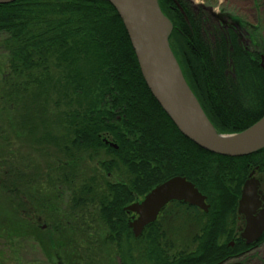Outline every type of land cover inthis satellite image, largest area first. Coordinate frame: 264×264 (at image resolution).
Here are the masks:
<instances>
[{
  "label": "trees",
  "instance_id": "obj_1",
  "mask_svg": "<svg viewBox=\"0 0 264 264\" xmlns=\"http://www.w3.org/2000/svg\"><path fill=\"white\" fill-rule=\"evenodd\" d=\"M157 1L173 26L170 49L216 132L239 134L259 121L261 28L235 17L239 30L225 28L186 0ZM15 141L46 153L42 168L17 153ZM252 172L264 184V149L221 157L178 132L147 89L106 0L0 5V249L37 240L53 264H93L79 240L86 235L94 245L89 233L97 224L103 264H221L247 250L225 244ZM173 177L192 183L208 212L169 203L134 238L133 214L124 208ZM39 217L51 230L35 224Z\"/></svg>",
  "mask_w": 264,
  "mask_h": 264
},
{
  "label": "water",
  "instance_id": "obj_2",
  "mask_svg": "<svg viewBox=\"0 0 264 264\" xmlns=\"http://www.w3.org/2000/svg\"><path fill=\"white\" fill-rule=\"evenodd\" d=\"M14 1L0 0V5ZM106 1L125 28L147 89L184 138L208 153L228 158L247 157L264 149V116L239 134L220 135L216 132L188 87L170 49L173 26L162 14L157 0ZM109 146L116 149L113 144ZM253 175L254 172L242 187L237 208V213L245 219L241 237L246 245L254 244L264 233V209H261L264 197L259 196L260 182ZM205 201L206 198L192 183L182 177H173L124 211L136 216L132 217L128 227L133 237L138 238L147 226L156 221L167 204L179 202L207 213L209 207Z\"/></svg>",
  "mask_w": 264,
  "mask_h": 264
},
{
  "label": "rangeland",
  "instance_id": "obj_3",
  "mask_svg": "<svg viewBox=\"0 0 264 264\" xmlns=\"http://www.w3.org/2000/svg\"><path fill=\"white\" fill-rule=\"evenodd\" d=\"M186 1L190 3L192 8L196 12L199 11V8H202L203 11H205L208 16H210V14H215V15L224 14V15H229L231 17H235L237 20L240 19L241 21H244L247 24L259 26L264 36V0H186ZM15 149L17 153L25 157L28 156L27 158H29L31 164L35 165V167L39 166L42 168L43 166L42 155L46 153L34 152L32 150L30 151L29 148H25L24 146L20 145L19 141H15ZM49 156H51V154ZM35 224H37L39 227L44 229L50 228L51 230L52 227L50 222L45 223L44 220L40 217L36 220ZM175 227L178 226L175 225ZM99 230L100 227L99 225L97 226L96 224L95 233H93V231L92 232L90 231L91 233H89V235L95 238L94 240H96L95 242L96 244L94 243V245L88 246L86 242L88 240L87 239L88 237L85 238L86 235H83L82 240H79L80 244L82 245V248L79 245L80 252H82L83 254L87 253L89 255H92L93 258H95L93 259L95 261V263L93 264H96L98 262H102L99 264H103L106 261V255L102 254L99 247V241L101 240L100 236H98ZM73 240H75V237ZM45 248L46 247L44 246V244L41 245L37 240L36 243L31 242V240L28 241L22 240V242L21 243L19 242L18 245L17 242H15L14 249H9V247L5 248V251L3 249H0V253H1L0 259L3 260L5 259L4 262L0 261V264H53L54 258L51 259L49 257L50 253H48V251ZM63 249L66 254L71 252L72 249L74 250V248L72 247H64ZM83 249H91V250L84 252ZM235 262L236 261H233L231 263H235ZM77 263L83 264V261L76 262V264ZM67 264H70V262H68ZM244 264H264V242H262V244L259 246L258 249H254L244 258Z\"/></svg>",
  "mask_w": 264,
  "mask_h": 264
},
{
  "label": "flooded vegetation",
  "instance_id": "obj_4",
  "mask_svg": "<svg viewBox=\"0 0 264 264\" xmlns=\"http://www.w3.org/2000/svg\"><path fill=\"white\" fill-rule=\"evenodd\" d=\"M210 17L212 19H214V21H216L218 24L223 25L225 28L231 27V28L239 30L238 25L235 26V23H233V22H235V20L229 15H224L222 21H219L217 19L218 17H214L211 14H210ZM253 177L258 179L255 175H253ZM259 182H260V186L258 188V191L260 192L259 196L264 197V184L260 180H259ZM241 191H242V189H241ZM239 199H238V202H239ZM238 202H237V208H238ZM261 209H264V201L261 202ZM244 228H245L244 217L242 215H239L238 213H236L235 231H234L231 239L228 242H226L225 245L231 249L237 248V249H247V250L246 251L240 250L238 256L230 258L221 264H224V263L225 264H232L231 262H233V261H236L235 263H237V261H239L240 264H244V258L254 249H258L259 246L262 244L261 240H262L264 233H263L262 237L257 242H255L254 244H251V245H246L245 240L241 237V234L244 231ZM219 241L221 244H223L225 242L223 239H220ZM240 243H243L244 246H241Z\"/></svg>",
  "mask_w": 264,
  "mask_h": 264
}]
</instances>
